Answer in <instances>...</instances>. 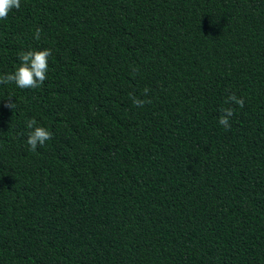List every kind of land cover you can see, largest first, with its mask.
<instances>
[{
  "label": "trees",
  "instance_id": "1",
  "mask_svg": "<svg viewBox=\"0 0 264 264\" xmlns=\"http://www.w3.org/2000/svg\"><path fill=\"white\" fill-rule=\"evenodd\" d=\"M46 48L0 84V264H264V0H21L0 75Z\"/></svg>",
  "mask_w": 264,
  "mask_h": 264
},
{
  "label": "clouds",
  "instance_id": "2",
  "mask_svg": "<svg viewBox=\"0 0 264 264\" xmlns=\"http://www.w3.org/2000/svg\"><path fill=\"white\" fill-rule=\"evenodd\" d=\"M21 0H0V20H6L8 14L13 9L19 10ZM41 29L37 28L34 32V39L40 38ZM51 49L43 50H28L19 54L20 64L13 71L0 75V84L15 83L21 89H35L42 86L47 79L48 72V58L51 56ZM148 88L143 90V95L147 96ZM133 104L136 107H143L146 102L139 98L133 97ZM226 103H235L239 107H244V99L237 97L234 93H230L226 98ZM12 108V104L8 105ZM223 115L219 118L218 123L227 128H230V118L234 115V109L225 108L222 110ZM26 127L30 130L27 134L26 143L30 151H36L38 146L44 144L52 139V133L45 127L39 126L35 118L27 121Z\"/></svg>",
  "mask_w": 264,
  "mask_h": 264
}]
</instances>
